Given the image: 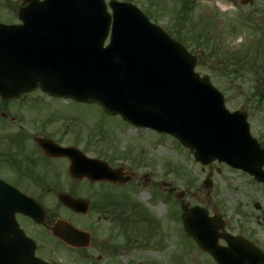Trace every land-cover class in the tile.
<instances>
[{
	"label": "water",
	"instance_id": "obj_1",
	"mask_svg": "<svg viewBox=\"0 0 264 264\" xmlns=\"http://www.w3.org/2000/svg\"><path fill=\"white\" fill-rule=\"evenodd\" d=\"M18 18L20 24L0 23L3 99L40 89L96 103L135 126L174 136L203 164L223 161L258 178L264 153L250 135L246 114L229 112L208 76L194 71L196 58L138 8L113 0H23ZM88 164L76 161L78 168ZM59 200L72 209L77 204L65 194ZM28 203L0 181V264H46L35 257L33 241L15 219L17 212L33 216ZM182 223L216 264H255L244 239L219 232L218 217H207L199 207L185 208ZM51 232L79 244L73 239L78 231L70 225L59 223ZM219 238L227 246H220Z\"/></svg>",
	"mask_w": 264,
	"mask_h": 264
},
{
	"label": "rangeland",
	"instance_id": "obj_2",
	"mask_svg": "<svg viewBox=\"0 0 264 264\" xmlns=\"http://www.w3.org/2000/svg\"><path fill=\"white\" fill-rule=\"evenodd\" d=\"M21 1L0 0V22L18 23V7ZM118 1H128L143 12L150 13L154 17H150L151 21L166 31L170 29L175 33L172 24L176 22L179 28L176 33L183 39L179 40L185 42L201 63L197 65L196 71L210 77L212 84L224 94L227 108L242 109L248 113V121L251 122L254 133L262 128L264 99L253 98L252 82L255 79H235L232 74H225L229 67L222 56L225 49L237 52L248 46L254 48L262 42L261 32L244 21L243 17L249 13L253 17L258 16L259 13H256L255 9L260 12V9L264 8V0H253L251 5L245 7L239 4V0H193L194 9L183 11L179 21L177 20L180 17L176 15L180 8L178 0ZM205 26L208 30L207 36H204ZM189 27L193 28L194 34H200L202 30V36L207 37L208 46L206 43L204 48L191 46L187 40ZM231 27L233 33L230 34ZM200 40L202 43V39ZM241 53H244V50ZM24 97L49 99V106L54 108V113L58 115L56 125L53 124L56 128L59 126L63 131L69 124L79 131L91 132L97 156L112 155L116 156L114 159L119 160L125 157L128 164L139 163L140 159V164L144 167L138 171L139 174L154 169L159 186L136 184L135 191L129 192L128 195L138 200L145 216L151 215L155 218L156 229L159 231V236H156L157 246L145 244L139 248H130L112 260L111 264H215L193 241L192 243L187 240L189 237L184 233L181 224L182 206L197 205L208 208L211 215L224 208L228 216L235 217V204L243 198L242 194L245 192V185L235 173L216 162L203 166L174 138L150 130L129 127L121 118L105 114L95 104L52 98L41 92ZM46 114L49 116L52 113ZM72 120H75V127ZM151 163L154 164L153 167L147 166ZM217 167L219 171L216 170ZM209 172L212 187L206 189L203 188L202 181ZM173 186L176 197L168 192ZM178 193H184L181 199L177 198ZM46 203L48 215L51 216L54 212L63 213L60 206L62 204L59 202L55 209L51 205L56 204V201ZM74 218L76 217L73 216V220ZM51 248L54 250V247ZM55 251L52 255L55 259L66 260L68 264H82L76 261L78 253L71 247H56ZM86 251V254L90 252ZM79 258L82 259L83 255ZM84 263L92 264L87 259Z\"/></svg>",
	"mask_w": 264,
	"mask_h": 264
},
{
	"label": "flooded vegetation",
	"instance_id": "obj_3",
	"mask_svg": "<svg viewBox=\"0 0 264 264\" xmlns=\"http://www.w3.org/2000/svg\"><path fill=\"white\" fill-rule=\"evenodd\" d=\"M255 12L259 14L253 20L264 26V8L260 12L255 9ZM248 63H253L256 71L263 73L252 82L254 94L260 95L264 93V53ZM49 101L39 97H21L12 101L0 98V178L42 205L44 215L41 223L27 215H16L25 233L35 241L36 255L49 264H68L66 260L52 257L56 247L68 246L78 253L77 262L85 264L87 259L92 264H111L130 248L145 244L155 246L156 236H159L155 218L145 216L138 200L128 195L135 191L136 184L159 186L154 169L139 174L138 171L144 167L140 163L128 164L125 157L119 160L112 155L97 156L91 132L79 131L69 124L62 131L53 125L58 115L49 106ZM48 112L52 114L47 116ZM69 117L73 119L72 115ZM74 123L72 120L73 127ZM249 126L258 148L264 153V125L256 133L251 122ZM53 144L70 151L53 156L46 154L42 145L52 147ZM80 154L99 160L91 166L89 178L84 170L74 168L70 171L71 162ZM220 165L235 173L245 185L243 198L235 204V217L228 216L224 208L217 213L222 230L247 240L251 258L256 260V264H264V164L259 169L262 180L224 163ZM210 176L211 172L206 177ZM174 190V186L171 187L169 194L175 196ZM60 194L79 200L78 210L60 205L63 213L48 215L46 201H56L51 205L55 209ZM73 216L76 217L74 220ZM59 221L69 222L84 231L86 234L79 235L77 243L82 244L87 239V245L72 247L51 235L49 228ZM86 250L90 252L86 254ZM81 254L82 259L79 258Z\"/></svg>",
	"mask_w": 264,
	"mask_h": 264
},
{
	"label": "trees",
	"instance_id": "obj_4",
	"mask_svg": "<svg viewBox=\"0 0 264 264\" xmlns=\"http://www.w3.org/2000/svg\"><path fill=\"white\" fill-rule=\"evenodd\" d=\"M178 2L180 4V8L178 11H176V15L180 18L177 21L181 20V17L183 16V13H182L183 11H190V10L194 9V3H193L194 1L193 0H178ZM172 28L175 29L176 32L178 31L179 28H178V25L176 22L172 24ZM192 30H193V28H191V27H189V29L187 30V40L191 46L201 48L202 43H201L200 39H202V41H204V36H202L203 33H201L202 30L200 29L201 30L200 34H194V33H192ZM170 32L177 39H182L177 35L176 32L174 33L172 30H170ZM222 57L224 60H226L227 64L230 63V65L232 67V70L230 73L235 75V72L233 71V69L238 67V64L236 62L237 58L234 55L225 54V53ZM200 64H201L200 61H198V65H200ZM258 74L259 73H255L254 76H257ZM228 75H230V74H228Z\"/></svg>",
	"mask_w": 264,
	"mask_h": 264
}]
</instances>
